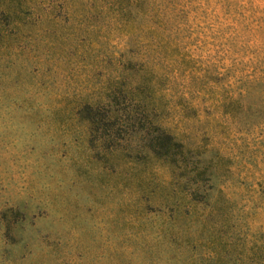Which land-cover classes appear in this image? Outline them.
Instances as JSON below:
<instances>
[{"label": "rangeland", "instance_id": "1", "mask_svg": "<svg viewBox=\"0 0 264 264\" xmlns=\"http://www.w3.org/2000/svg\"><path fill=\"white\" fill-rule=\"evenodd\" d=\"M153 2L0 0V264H264V0Z\"/></svg>", "mask_w": 264, "mask_h": 264}, {"label": "trees", "instance_id": "2", "mask_svg": "<svg viewBox=\"0 0 264 264\" xmlns=\"http://www.w3.org/2000/svg\"><path fill=\"white\" fill-rule=\"evenodd\" d=\"M153 5V17L156 19V28L159 29L163 25L162 19L167 12L166 0H154ZM158 109L159 105L153 107L152 112H158ZM155 124L156 130L159 133L158 137L156 138L158 143H186L184 139L177 138L176 134L162 125L160 121L156 122ZM176 147L180 146L177 145Z\"/></svg>", "mask_w": 264, "mask_h": 264}]
</instances>
